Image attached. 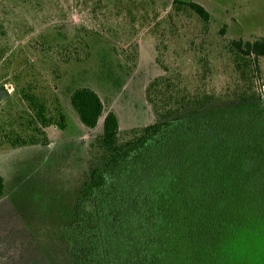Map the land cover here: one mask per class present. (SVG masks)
<instances>
[{
  "label": "rangeland",
  "instance_id": "obj_1",
  "mask_svg": "<svg viewBox=\"0 0 264 264\" xmlns=\"http://www.w3.org/2000/svg\"><path fill=\"white\" fill-rule=\"evenodd\" d=\"M175 1L0 0V87L11 91L0 99V264H72L66 213L105 158V116L97 128L84 125L71 102L76 89L99 93L123 141L187 116L182 104L169 114L162 97L223 107L251 88L264 94V57L239 68L232 51L234 42L264 39V0H181L204 6L209 23Z\"/></svg>",
  "mask_w": 264,
  "mask_h": 264
},
{
  "label": "trees",
  "instance_id": "obj_2",
  "mask_svg": "<svg viewBox=\"0 0 264 264\" xmlns=\"http://www.w3.org/2000/svg\"><path fill=\"white\" fill-rule=\"evenodd\" d=\"M174 4L211 20L201 4ZM232 51L239 68L251 69L264 57V39L234 42ZM27 97L47 124L45 105ZM174 97H162L163 107L172 114L187 106L186 117L155 122L123 141L118 115H104L96 90L72 93L88 128L105 116V158L66 213L72 264H264V96L251 88L223 107ZM60 121L64 129V115ZM5 187L0 175V199Z\"/></svg>",
  "mask_w": 264,
  "mask_h": 264
},
{
  "label": "water",
  "instance_id": "obj_3",
  "mask_svg": "<svg viewBox=\"0 0 264 264\" xmlns=\"http://www.w3.org/2000/svg\"><path fill=\"white\" fill-rule=\"evenodd\" d=\"M11 95V91L7 88V86L3 85L0 87V99L2 101L6 100Z\"/></svg>",
  "mask_w": 264,
  "mask_h": 264
},
{
  "label": "built area",
  "instance_id": "obj_4",
  "mask_svg": "<svg viewBox=\"0 0 264 264\" xmlns=\"http://www.w3.org/2000/svg\"><path fill=\"white\" fill-rule=\"evenodd\" d=\"M264 95V94H263Z\"/></svg>",
  "mask_w": 264,
  "mask_h": 264
}]
</instances>
